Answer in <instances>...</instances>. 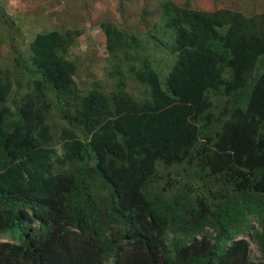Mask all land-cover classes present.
Segmentation results:
<instances>
[{"label":"trees","instance_id":"trees-1","mask_svg":"<svg viewBox=\"0 0 264 264\" xmlns=\"http://www.w3.org/2000/svg\"><path fill=\"white\" fill-rule=\"evenodd\" d=\"M118 6L87 83L0 6V264H264V10Z\"/></svg>","mask_w":264,"mask_h":264},{"label":"rangeland","instance_id":"rangeland-1","mask_svg":"<svg viewBox=\"0 0 264 264\" xmlns=\"http://www.w3.org/2000/svg\"><path fill=\"white\" fill-rule=\"evenodd\" d=\"M189 1L191 5L205 9L227 6L243 11L264 10V0ZM120 2L124 4L126 18L133 21L140 16L142 9L146 8L150 12L157 5V0H0V6L16 23L19 31L14 34L16 46L25 55L29 53V43L36 33L52 28L63 29L76 23L82 25L84 31L76 39L72 49L76 54L73 57L78 58L79 66L82 65L77 80L87 83L93 77L102 76L104 58L107 55L98 18L102 12L110 11L120 19ZM65 10L70 11V14H65ZM11 57L12 50H9L0 36V65L8 64Z\"/></svg>","mask_w":264,"mask_h":264},{"label":"crops","instance_id":"crops-1","mask_svg":"<svg viewBox=\"0 0 264 264\" xmlns=\"http://www.w3.org/2000/svg\"><path fill=\"white\" fill-rule=\"evenodd\" d=\"M192 6H194V7H196V8H202V9H205V8H203V7H199V6H196V5H192ZM219 7H223V6H219ZM208 10H210V9H208Z\"/></svg>","mask_w":264,"mask_h":264}]
</instances>
